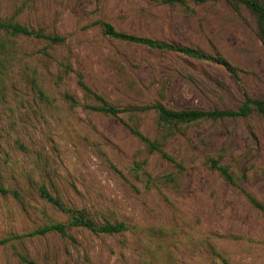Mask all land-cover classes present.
I'll list each match as a JSON object with an SVG mask.
<instances>
[{"label": "rangeland", "instance_id": "374dc122", "mask_svg": "<svg viewBox=\"0 0 264 264\" xmlns=\"http://www.w3.org/2000/svg\"><path fill=\"white\" fill-rule=\"evenodd\" d=\"M0 0V16L65 39L0 31V264H264V117L204 120L171 132L155 111L115 118L89 107L84 82L124 108L162 102L174 110H238L264 101L258 16L225 0ZM118 31L223 57L242 72L113 40ZM75 99L76 105L68 99ZM137 125L177 164L133 136ZM233 175L230 184L211 161ZM44 187L121 234L68 227L40 197Z\"/></svg>", "mask_w": 264, "mask_h": 264}, {"label": "trees", "instance_id": "16d2710c", "mask_svg": "<svg viewBox=\"0 0 264 264\" xmlns=\"http://www.w3.org/2000/svg\"><path fill=\"white\" fill-rule=\"evenodd\" d=\"M198 3H205L208 1L218 0H195ZM229 3H241L251 9L259 18L260 21V33L261 38L264 41V0H225ZM168 4H181L185 5L183 0H163ZM103 34L113 40L124 42L130 45L142 46L150 50L177 54L188 59L196 61H205L215 65L224 67L231 76L240 82L242 72L240 69L234 67L223 57H216L209 55L201 50L183 46L180 44L156 40L143 36L128 34L125 32L118 31L114 26L109 23H103ZM0 31H3L13 37H26L39 40H47L54 44H62L65 39L58 36H52L44 33L42 30H35L25 25L14 23L11 20L3 19L0 16ZM78 85L84 91L85 95L89 98L94 99L99 103L98 106H91L90 109L103 113L106 115L113 116L115 118H121L120 115L128 114L129 117H134L137 113H146L148 111H155L158 115L159 125L164 131L171 132L173 129L180 125L197 123L204 120H219L223 118H237V117H248L252 112H256L264 117V101L260 99H253L246 96L245 102L238 110H213V111H201V110H174L168 108L162 102H154L147 106H127L124 108H118L109 103L104 97L93 91L83 80L81 74H78ZM68 99L72 101L74 105L75 99L68 95ZM130 133L145 143L150 152H158L162 157L171 163H176L173 157L168 155L156 140H151L145 136L137 125H129L126 123ZM211 168L216 170L225 180L230 184L236 185L233 175L229 172V169L220 164L219 160L211 161ZM40 197L53 206L55 209L63 212L67 215V223H56L52 225L40 228L34 234L46 235L49 233H58L61 235L66 234L68 227L72 228H83L97 234L115 235L121 234L128 230V227L124 223H106L97 224L93 219L87 217L84 212L73 209L66 205L59 197L50 193L46 188L40 189ZM251 203L260 210L264 215V206L259 203L256 199L250 197ZM9 239L0 241V245L6 244ZM22 264H37L33 260L29 259L24 255L19 256Z\"/></svg>", "mask_w": 264, "mask_h": 264}]
</instances>
